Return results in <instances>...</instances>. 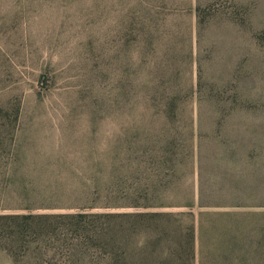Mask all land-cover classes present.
I'll return each instance as SVG.
<instances>
[{"label":"rangeland","instance_id":"374dc122","mask_svg":"<svg viewBox=\"0 0 264 264\" xmlns=\"http://www.w3.org/2000/svg\"><path fill=\"white\" fill-rule=\"evenodd\" d=\"M93 184L109 212L239 214L205 250L264 261V0H0V207L71 211ZM89 234L0 264H106Z\"/></svg>","mask_w":264,"mask_h":264},{"label":"trees","instance_id":"16d2710c","mask_svg":"<svg viewBox=\"0 0 264 264\" xmlns=\"http://www.w3.org/2000/svg\"><path fill=\"white\" fill-rule=\"evenodd\" d=\"M115 181L111 189L116 187L117 180ZM93 185L91 197L83 199V203L77 201L69 207L60 209L71 211L39 213L32 208L0 207V250L7 252L14 262L29 259L33 255L43 256L46 253L47 243L55 239L58 228H62L71 236L73 234L76 240H79L85 232H89L88 237L84 236L82 240L85 239L89 245L102 249L106 264H262L261 262H264L260 258L251 259L248 255H241V258H237L239 255L235 256V253L244 246H254V244L243 245L240 242L242 238L231 242L227 237H223L224 243L209 249L213 253L218 251V256H213L216 255L213 253L211 259L206 256L207 249L205 250L203 244L204 224L206 222L211 224L216 216L221 218L234 216L238 222L239 214L200 212L194 215L191 212L162 211L164 208H177V205L164 204L153 207L139 203L127 206L134 209L131 212H109V207L97 204L102 199L101 191L95 184ZM131 188L133 191V185L128 189ZM148 189L146 188L144 193ZM201 204L200 200V208ZM47 209L53 210V208ZM97 210L102 212H95ZM209 251H207L208 255Z\"/></svg>","mask_w":264,"mask_h":264}]
</instances>
